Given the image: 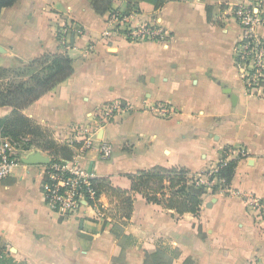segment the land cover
Returning <instances> with one entry per match:
<instances>
[{"label": "crops", "instance_id": "0c3cea01", "mask_svg": "<svg viewBox=\"0 0 264 264\" xmlns=\"http://www.w3.org/2000/svg\"><path fill=\"white\" fill-rule=\"evenodd\" d=\"M158 1L156 9L150 0H112L111 10L138 9L131 14L134 25L156 17L169 35L161 42L99 41L107 14L96 15L90 0H20L0 11V90L27 82L35 73L28 66L45 55L67 56L73 68L70 78L27 108L0 107V140L11 141L20 161L0 181V258L144 264L145 251L158 249L177 253L171 264H264V223L238 197L250 194L264 203V98L246 94L233 66L241 31L229 10L252 0ZM58 15L84 29L65 54L54 32ZM258 34L264 40V26ZM90 42L93 50L85 55ZM110 101L128 112L98 132L112 148L110 159H99L98 142L83 155L82 165L97 178L129 191L128 175L156 166L204 174L230 150L235 168L228 193L207 189L195 215L179 216L139 194L124 221H100L91 210L66 219L53 213L41 189L45 165L23 160L33 152L49 160L79 154L73 129L91 124ZM161 103L173 107L169 119L150 113ZM101 200L113 202L107 195Z\"/></svg>", "mask_w": 264, "mask_h": 264}, {"label": "built area", "instance_id": "2783aa9c", "mask_svg": "<svg viewBox=\"0 0 264 264\" xmlns=\"http://www.w3.org/2000/svg\"><path fill=\"white\" fill-rule=\"evenodd\" d=\"M230 17L240 27V38L233 50V66L239 75L248 96L264 98V40L259 36L258 29L264 26V0H252L247 4L229 7ZM138 9L131 12L111 10L107 13L105 29L99 41L110 43L114 38H123L130 43L161 42L169 38L156 17L148 22L132 24L131 14H138ZM54 32L56 40L63 52L73 50L75 42L84 34L83 27L65 15L56 18ZM93 42L87 46L84 54L93 50ZM128 112V106L120 101H110L104 104L87 126H76L73 129L74 140L82 143L79 154L70 160L50 159L43 169L42 193L47 206L60 218L77 217L83 210H91L97 220L111 221L120 219L118 214L119 201L112 198L110 206L102 203L103 192H97L92 187V181L97 177L82 165L83 155L98 142V157L101 161L110 159L112 148L109 143L98 139V132L110 124L119 115ZM150 113L161 119H169L173 107L169 103L156 104L150 108ZM14 147L9 139L0 140V181L9 177L19 164L14 153ZM219 164L230 162L233 152L227 150ZM243 151L237 157H243ZM217 167L195 178L197 185H204L208 190L217 184ZM228 193L227 187L219 192ZM232 195V193H231ZM233 195H235L233 193ZM238 195V194H237ZM247 213L264 223V203L250 194L238 195ZM1 253V252H0Z\"/></svg>", "mask_w": 264, "mask_h": 264}, {"label": "trees", "instance_id": "16d2710c", "mask_svg": "<svg viewBox=\"0 0 264 264\" xmlns=\"http://www.w3.org/2000/svg\"><path fill=\"white\" fill-rule=\"evenodd\" d=\"M20 0H0V11L10 8ZM154 1L155 8L159 7L158 0ZM94 13L103 16L111 11L112 0H90ZM209 12V8L207 9ZM35 71L27 82L11 84L0 90V107L9 106L14 111H21L42 96L52 91L56 86L70 78L73 74L72 61L64 55H45L34 60L28 71ZM235 168V161L226 165L218 164L217 184L211 188V193L216 194L223 187L230 185ZM189 170L181 167L163 168L153 167L128 175L131 182L129 191L115 189L107 180L96 178L92 187L97 192H103L109 199L119 201L118 214L122 221L128 220L132 212L134 195H141L146 202L162 205L177 215H195L202 204V197L207 193L204 185L196 184V176ZM112 226V232H119V228ZM177 253L169 255L161 250L145 251L144 264H171ZM0 264H23L15 262L12 258H0Z\"/></svg>", "mask_w": 264, "mask_h": 264}, {"label": "water", "instance_id": "95a60500", "mask_svg": "<svg viewBox=\"0 0 264 264\" xmlns=\"http://www.w3.org/2000/svg\"><path fill=\"white\" fill-rule=\"evenodd\" d=\"M49 158L43 157L39 152L30 153L23 162L29 165H47Z\"/></svg>", "mask_w": 264, "mask_h": 264}, {"label": "rangeland", "instance_id": "374dc122", "mask_svg": "<svg viewBox=\"0 0 264 264\" xmlns=\"http://www.w3.org/2000/svg\"><path fill=\"white\" fill-rule=\"evenodd\" d=\"M210 191V193H211V189L209 190ZM116 200V199H115ZM116 201H118V200H116Z\"/></svg>", "mask_w": 264, "mask_h": 264}]
</instances>
